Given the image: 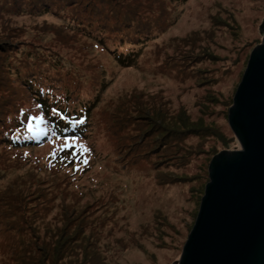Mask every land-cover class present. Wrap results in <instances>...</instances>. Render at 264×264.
<instances>
[{
	"label": "rangeland",
	"instance_id": "obj_1",
	"mask_svg": "<svg viewBox=\"0 0 264 264\" xmlns=\"http://www.w3.org/2000/svg\"><path fill=\"white\" fill-rule=\"evenodd\" d=\"M126 1L151 4L148 15L162 22L130 65L116 63L95 39L80 34L69 8L0 16V38L20 41L24 50L19 61L49 58L69 90L79 88L94 102L77 141L32 134L16 147L0 145V264H23L29 244L36 264H177L212 158L240 149L227 116L249 56L263 40L264 0ZM19 64L9 61L24 78ZM26 93H19L21 113L9 124L43 117ZM133 108L143 110L147 123L187 132L177 143L170 183L146 163L125 171L114 161L119 144L111 122H122L128 111L135 116ZM13 130L27 134L24 126ZM66 142L73 146L63 147Z\"/></svg>",
	"mask_w": 264,
	"mask_h": 264
},
{
	"label": "trees",
	"instance_id": "obj_2",
	"mask_svg": "<svg viewBox=\"0 0 264 264\" xmlns=\"http://www.w3.org/2000/svg\"><path fill=\"white\" fill-rule=\"evenodd\" d=\"M71 1L75 2L65 6V3ZM151 7V4H148L146 8L141 3L134 6L126 0H0V16L2 14L27 15L28 13L38 16L47 13L55 14L57 11H66L64 9L69 8L76 15L71 21L80 29V34H88L89 38L95 39L116 63L130 65L135 64L138 58L137 52L155 38L158 27L162 25L159 16L151 19L148 15V13L153 14ZM138 9L142 11L140 15H137ZM44 29L48 30L46 32L54 30L51 26H46ZM20 44V41L12 40L11 37L0 38L1 147H16L17 143L24 141L23 138L33 134L28 130V123L9 124L13 113H21L19 107L21 104L18 101L20 92H27L26 100L43 112L46 122L44 136L41 139L47 137L72 138L82 135L89 121V108L94 102L84 99L85 93L83 90L80 92L79 88L69 90L65 77L59 78L61 70L53 62H46L45 59L49 58H42L40 62L36 59L35 62L19 61L20 55L24 52ZM17 53L19 55L16 56ZM9 58L20 63V68L26 70L24 78L21 73H17V71L20 72L19 69L9 65V61L12 60ZM13 69L16 75L14 78L11 77ZM46 72H51V74H46ZM13 79L17 81L16 86L13 85ZM133 110L136 111L133 113L136 114L135 116L130 115L128 111L125 113L126 116L123 115L121 118L122 122H111L119 144L118 154L114 156V161H117L121 167L124 166L125 171L137 164L146 163L155 169V173H159L165 184L170 183L173 181L171 175H174L176 170L173 160L179 150L177 143L181 144L187 138V132L169 130L155 121L147 123L140 118L142 109L133 108ZM151 111L155 110L151 108ZM23 126L26 135L22 133L13 135L14 127L22 128ZM33 145L29 143L26 149H30ZM68 176H64L65 183L66 181L71 183ZM206 182H208V174ZM5 221L6 225L11 226L12 220L6 217ZM30 245L27 246L26 254L21 256L23 264H36L33 262L36 248ZM58 252L59 247H57L56 255ZM41 257L43 260L45 254Z\"/></svg>",
	"mask_w": 264,
	"mask_h": 264
},
{
	"label": "water",
	"instance_id": "obj_3",
	"mask_svg": "<svg viewBox=\"0 0 264 264\" xmlns=\"http://www.w3.org/2000/svg\"><path fill=\"white\" fill-rule=\"evenodd\" d=\"M227 122L240 149L212 158L177 264H264V36L249 56Z\"/></svg>",
	"mask_w": 264,
	"mask_h": 264
},
{
	"label": "snow or ice",
	"instance_id": "obj_4",
	"mask_svg": "<svg viewBox=\"0 0 264 264\" xmlns=\"http://www.w3.org/2000/svg\"><path fill=\"white\" fill-rule=\"evenodd\" d=\"M53 111H57L56 109H53ZM32 120H35L36 121V126L33 127V124H32ZM45 121H44V118L42 116H36V117H29V123H28V130L30 132H32L34 135H40V134H43L45 132V129L43 127H41L40 125L44 124ZM67 140V138H66ZM78 138L76 137H72L71 138V141L74 142V141H77ZM72 142H66L63 147L65 148H70L73 146V143ZM76 146L80 149H83V151L87 152L88 149L86 146L82 145V144H76Z\"/></svg>",
	"mask_w": 264,
	"mask_h": 264
}]
</instances>
